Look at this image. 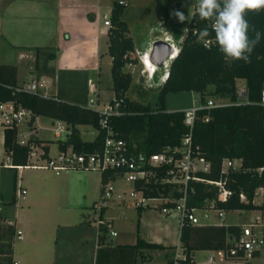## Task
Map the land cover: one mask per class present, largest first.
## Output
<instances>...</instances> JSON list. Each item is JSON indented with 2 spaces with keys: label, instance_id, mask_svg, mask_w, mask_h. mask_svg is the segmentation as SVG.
Wrapping results in <instances>:
<instances>
[{
  "label": "crops",
  "instance_id": "0c3cea01",
  "mask_svg": "<svg viewBox=\"0 0 264 264\" xmlns=\"http://www.w3.org/2000/svg\"><path fill=\"white\" fill-rule=\"evenodd\" d=\"M112 1L0 0V62L15 64L16 84L44 75L49 80L48 85H51V92L47 91V95L82 105L86 104L89 97H93L100 107L113 96L110 55L106 52L107 26L102 22V12L110 10ZM120 3L125 2L121 0ZM104 5L107 7L101 11ZM123 12L124 6L121 14ZM160 13L159 9L157 12L143 11L134 19V23L154 24L151 18L160 17ZM126 22L134 50L147 49L140 39L136 46L130 32L132 28ZM174 25L163 27L172 34ZM158 36L161 33L152 35L153 38ZM34 45L55 46L54 57L49 60L54 68L53 74H37L33 67ZM8 56H13V59H7ZM22 59L26 60L28 77L20 79L18 63ZM140 73L147 76L142 66ZM125 93H128V88ZM165 106L167 109L174 108L167 106L166 102ZM38 115L45 114H36L32 119L29 114L23 118L16 126V133L27 132L29 137L51 139L47 143L46 153L42 154L45 156L60 148L55 139L63 138L66 134L58 137L53 133V122L60 118L45 115L49 118V125H43L37 121ZM76 126L80 137L84 139H91L97 132V128L89 123H77ZM2 128L0 151L6 156L2 145ZM43 129H48L52 134H40ZM35 144L39 150L43 149L39 143ZM5 161L0 162V167L9 168ZM11 168L14 171L9 174L10 189L4 197L0 193V223H8L14 230L11 264H167L168 260L171 262L175 247L180 245L177 208L161 213L155 205L140 207L132 202L108 204L110 197L104 206L97 209L93 203L100 192L99 170L69 168L54 172L45 167ZM17 184L25 189L23 194H15ZM129 187L130 183L118 187L116 195L121 194L119 190ZM112 207H115L114 211L110 212ZM96 217L108 220L115 231L111 235L105 231L102 242L97 241ZM207 217L199 216V222L193 225L239 224L207 220ZM230 233H225V241ZM137 235L160 245L131 246ZM201 248L211 250L217 247ZM192 250L189 251L191 254Z\"/></svg>",
  "mask_w": 264,
  "mask_h": 264
},
{
  "label": "trees",
  "instance_id": "16d2710c",
  "mask_svg": "<svg viewBox=\"0 0 264 264\" xmlns=\"http://www.w3.org/2000/svg\"><path fill=\"white\" fill-rule=\"evenodd\" d=\"M123 4L113 0L109 10L110 24L107 26L106 52L110 55V78L113 96L119 98V114H110L108 122L114 132L134 144L136 150L155 152L166 145L177 144L187 126L182 121V109H167L164 96L167 91L193 89L197 90L200 100L206 94L234 97L235 77H242L248 88L250 101L245 104L214 105L196 110L191 126V144L209 162L207 170H197L198 180H190L192 190L188 191L186 206L201 205L206 199L213 198L214 206L223 209L251 208L258 206L251 201L256 186L264 184V170L257 172L255 167L264 165V104L259 102V90L264 85V35L254 48L250 62L233 60L227 62L216 44L205 48L196 38L187 33L171 58L167 74L160 79L156 88L154 104L142 102L127 96L131 75L123 65L126 61L134 62L127 52L133 50V40L128 34L127 22L120 18ZM246 19L251 26L264 34V10L249 11ZM253 33L250 31L249 36ZM33 67L37 74H53L49 60L54 57L55 46L34 45ZM13 63L0 62V100L12 99L30 109V119L36 114H45L63 119L68 125V132L63 138H56L58 147L69 145L76 150L91 151L100 147L103 132L98 128L99 112L77 102H70L54 95H41L18 88L15 82ZM207 113V118L203 115ZM77 123H89L97 128L91 139L81 138ZM2 145L13 163L26 160L28 146L16 141V126H3ZM51 139L30 136L28 141L39 143L42 154L46 153L47 143ZM225 156L240 157L239 168L221 170V158ZM113 175L112 169L101 172V178ZM206 179H223L230 189L228 196H218L219 187ZM176 185V183H174ZM137 185V184H136ZM150 186V188H149ZM172 186L167 182H147L145 192L166 193ZM243 192L246 200L239 199ZM172 194L177 196L178 191ZM174 206V202L165 204ZM261 206V205H260ZM236 224L193 225L184 220L180 225L179 240L183 250L189 252L194 248L221 247L227 245L226 232H237ZM14 230L8 223H0V264H11L10 249ZM105 237L104 227L98 223L97 241ZM131 246H159L137 235ZM170 260H168V263Z\"/></svg>",
  "mask_w": 264,
  "mask_h": 264
},
{
  "label": "built area",
  "instance_id": "2783aa9c",
  "mask_svg": "<svg viewBox=\"0 0 264 264\" xmlns=\"http://www.w3.org/2000/svg\"><path fill=\"white\" fill-rule=\"evenodd\" d=\"M118 2H121V0H118ZM195 3L196 0H193L189 15L195 11ZM102 22L106 26L110 24L109 11L102 12ZM209 23L208 21H201L198 18L192 19L191 23L185 21L182 33L178 35L177 40L173 38L170 32L162 29L161 36L173 49L169 55L177 52L179 44L185 36V28L189 30L188 33L191 35L192 29H203ZM209 31L211 32V29ZM211 36L214 37V33H211ZM214 44L212 43L210 46ZM147 50H134L133 52L130 50L127 52V55L133 56L136 53L139 61H143V59L147 58ZM169 55L164 60L161 79L166 76L168 64L173 57H169ZM126 62L130 63L131 61ZM153 72L154 65L152 70L146 71V74L149 77ZM48 84L49 80L44 75H41L22 82L17 87L41 95H47L45 86ZM249 101L248 88L244 79L239 76L235 77L233 98L221 96L216 100L212 96H205V99L200 100L197 104L182 107V121L187 126V132L181 136L177 144L166 145L158 151L146 153L136 150L133 143H129L124 137L116 134L108 122L110 114H119L122 111L119 107V98L112 96L99 107L95 98L89 97L85 105L99 112L97 123L98 128L103 132L99 148L91 151H82L65 146L58 148L52 154L42 156V150L38 149L35 142L28 141V133L19 132L18 134L16 133V141L19 144H26L28 146L26 160L23 163H13L7 153L4 163L9 167L17 169L26 166L45 167L54 172L69 168H92L100 172L112 169L113 175L101 178L99 196L93 203L97 209L104 206L112 196L114 190L113 179L115 177H122L130 183V187L122 190V192L127 193L128 198L135 206L155 205L161 213H167L171 208H177L179 210V226L184 220L190 224H195L199 222V216L207 217L209 208H215V213L218 216H222L224 212L223 208L214 206L213 198L206 199L201 205H185L188 191L192 190V186L188 182L190 180L201 179L202 177L198 176L196 171L207 170L209 166L208 160L198 153L197 149L191 144V126L196 115V110L199 108L208 109L211 106L220 104H245ZM259 102L264 104V85L259 90ZM29 114L30 109L28 107L15 103L12 99L0 100V125L2 127L17 126ZM203 118H207V113L203 115ZM52 130L56 136L63 137L69 128L61 119H55ZM240 162V157L225 156L221 158L220 168L221 170H226L228 167L239 168ZM255 170L257 172L264 170V165L256 166ZM206 180L219 187L218 196L220 198L228 196L231 192L224 185L223 179ZM151 181L172 183V186L166 193H162V191L146 193L144 191L146 183ZM255 188H258L260 191L259 203L264 208V184L258 185ZM173 190L178 191L179 194L174 196L172 194ZM24 191L25 189L17 184L15 194H23ZM239 199L246 200L247 198L243 192H240ZM167 201L174 202L175 205H158L165 204ZM195 210H199V216L195 213ZM256 217L250 218L247 222L237 224L238 230L229 234L227 245L211 249L207 252L206 257L200 261H195L191 252L184 251L181 245L176 246L170 264H252V258L259 255L263 243L262 235L254 228L258 223ZM96 219L97 224L100 223L104 227L107 235L115 233L108 220L100 217Z\"/></svg>",
  "mask_w": 264,
  "mask_h": 264
},
{
  "label": "rangeland",
  "instance_id": "374dc122",
  "mask_svg": "<svg viewBox=\"0 0 264 264\" xmlns=\"http://www.w3.org/2000/svg\"><path fill=\"white\" fill-rule=\"evenodd\" d=\"M124 12L120 15V18H123L128 21L129 26L133 29L130 32L133 35L136 46L139 45V39L142 43H144L147 49H151L154 33H161L162 29L167 26L171 27L173 23L175 24L173 27V33L171 34L175 40H177L178 35L182 33V28L185 22L181 23L171 15L173 10H179L183 12L186 16L190 14L192 9L193 0H124ZM106 5V4H105ZM102 6L103 8L107 7ZM161 10L160 17H152L151 21L155 23L147 25V24H136L134 23V19L139 17L143 11L147 12L148 10ZM100 11V12H101ZM164 12V13H162ZM155 13V12H154ZM136 31H135V30ZM168 29V28H167ZM175 30V31H174ZM168 31V30H167ZM142 39V40H141ZM134 51V48L132 52ZM133 57L135 58L134 62H125L123 65V69H126L130 72L131 80L128 87L127 96L133 98H139L144 100L145 102L154 103L156 99V88L158 86V82L160 81L162 69L157 68L154 70L151 76H146L140 73L141 62L138 61V57L136 53H134ZM7 59H13V56H8ZM12 61V60H11ZM34 73V72H33ZM27 65L26 60L22 59L18 63V77L27 78ZM37 74L35 73V76ZM34 76V74H33ZM46 91L51 92V85L45 86ZM206 96H212L214 99H218V96L206 94ZM200 101V95L197 90L193 89H183V90H175L169 91L165 97L166 105L169 107H174L171 109H176L181 106L196 104ZM37 121L43 125H49V118L45 115H38ZM23 125L22 127H24ZM1 127V125H0ZM40 134H52L48 129L41 130ZM52 151L54 150V144L52 143ZM5 160L4 154L0 151V162ZM1 166V165H0ZM97 172V169H94ZM14 171L13 168L9 167H0V193H2L1 197L5 196V193L10 189L11 185V177L10 172ZM113 185L115 190L111 196V199L108 201V204H131L130 199L128 198L127 193H124L119 190L121 193L119 196L116 195L118 192V187H122L125 185H129V182L122 178L116 177L113 180ZM118 201V202H117ZM252 202L257 203L258 206L251 208H230L224 209L223 215L220 217L216 215L215 208H209V216L206 218L207 220H215L220 221L221 223H243L250 220V218L256 217L258 221L257 225L254 227L255 230L259 232L263 237V243L260 248V253L258 256L252 258V264H264V208L260 206V191L258 188H255ZM115 207L110 208V212L114 211ZM88 210V209H87ZM82 211V210H81ZM195 213L199 216V210H195ZM81 215V214H79ZM97 218V217H96ZM95 218V219H96ZM207 248H194L192 250V254L196 260H202L206 257L207 252H209Z\"/></svg>",
  "mask_w": 264,
  "mask_h": 264
},
{
  "label": "clouds",
  "instance_id": "9594fccd",
  "mask_svg": "<svg viewBox=\"0 0 264 264\" xmlns=\"http://www.w3.org/2000/svg\"><path fill=\"white\" fill-rule=\"evenodd\" d=\"M261 10H264V0H196L195 11L191 15L186 16L179 10H173L171 15L181 23H191L194 18L210 22L203 29H192L191 35L196 42L205 48L215 43L227 62H250L251 54L264 34L249 24L246 14ZM188 31L184 29L186 38ZM250 31L252 36H249Z\"/></svg>",
  "mask_w": 264,
  "mask_h": 264
},
{
  "label": "water",
  "instance_id": "95a60500",
  "mask_svg": "<svg viewBox=\"0 0 264 264\" xmlns=\"http://www.w3.org/2000/svg\"><path fill=\"white\" fill-rule=\"evenodd\" d=\"M171 45L162 37L158 36L153 39L151 49L147 50V59L155 69H164V60L172 52Z\"/></svg>",
  "mask_w": 264,
  "mask_h": 264
},
{
  "label": "bare ground",
  "instance_id": "6f19581e",
  "mask_svg": "<svg viewBox=\"0 0 264 264\" xmlns=\"http://www.w3.org/2000/svg\"><path fill=\"white\" fill-rule=\"evenodd\" d=\"M174 55H175V53H172L171 55H169V57L174 56ZM140 62H141V65L145 71L153 69L152 63H150L147 58L143 59V61H140ZM167 62H168V60H167ZM154 70H155V67H154Z\"/></svg>",
  "mask_w": 264,
  "mask_h": 264
}]
</instances>
